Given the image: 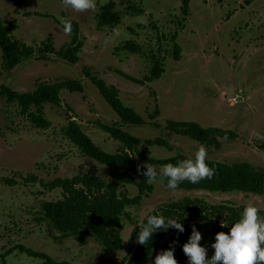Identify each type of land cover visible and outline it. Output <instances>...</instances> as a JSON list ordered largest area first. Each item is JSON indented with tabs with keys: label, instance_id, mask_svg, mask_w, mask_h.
I'll use <instances>...</instances> for the list:
<instances>
[{
	"label": "rangeland",
	"instance_id": "1",
	"mask_svg": "<svg viewBox=\"0 0 264 264\" xmlns=\"http://www.w3.org/2000/svg\"><path fill=\"white\" fill-rule=\"evenodd\" d=\"M109 1L96 0L94 10L77 12L61 0H0V20L13 39L37 51L52 42L57 52L72 40L58 19L65 13L66 19L79 23L84 43L77 65L37 53L10 74L2 69L0 49V87L5 84L26 93L41 83L74 79L85 88L83 94L63 90L61 106L45 105L44 119L50 123L45 129L36 128L18 105L8 104L0 96V264L43 263L20 247L49 255L56 262L124 264L132 254V231L157 207L184 198H200L210 204L229 202L237 207L252 203L264 212V195L173 191L157 182L141 206L128 209L131 220L124 222L123 250L111 254L88 235L85 245L74 238L61 240L51 224L42 220L41 204L62 198V190L48 191L42 182L91 174L115 184L110 177L113 168L84 156L68 139L65 130L71 119L110 154L122 144L97 121L120 124L141 139L140 152L156 160L178 155L194 158L199 148L192 139L169 131L168 121L232 131L237 139H219L216 146L207 148V160L246 162L264 169V0H188L186 7L184 0H113L121 24L116 29L98 27L97 15ZM127 42L138 45L140 53L125 51L122 47ZM157 61L164 73L152 83L140 86L126 78L143 80ZM84 68L117 87L122 102L145 124L124 125L82 74ZM155 113L158 116L152 118ZM156 139L167 141L171 148L149 144ZM155 167L159 173L161 166ZM119 190L129 197L138 195L134 185H121ZM212 244L206 246L209 259L214 255ZM160 252L149 264H154ZM175 258L178 264H189Z\"/></svg>",
	"mask_w": 264,
	"mask_h": 264
},
{
	"label": "trees",
	"instance_id": "2",
	"mask_svg": "<svg viewBox=\"0 0 264 264\" xmlns=\"http://www.w3.org/2000/svg\"><path fill=\"white\" fill-rule=\"evenodd\" d=\"M62 1V0H61ZM188 0H184L185 7ZM138 13L144 11L136 10ZM185 13L187 10L185 9ZM66 18L65 13H63ZM98 27L116 29L121 24V17L116 11V3L110 0L97 15ZM72 40L62 46L57 52L52 42L46 43L44 48L38 51L33 46L21 43L13 39L10 30L0 20V49L2 51V69L12 73L25 61L40 53L43 58L57 56L72 65L79 63V54L84 46L81 40V28L79 23L71 20ZM62 25V24H61ZM64 28V26L62 25ZM173 39H176L174 36ZM175 58L178 60V45L175 46ZM130 54L138 55L140 47L133 42H127L122 47ZM164 73L160 62H156L150 75L143 80L126 77L134 83L145 86L159 79ZM91 83L96 86L105 101L121 119L124 125H144V119L132 108L126 106L117 87L107 84L96 73L88 68L82 70ZM67 90L71 93H84V84L79 80L66 79L55 83H41L32 92L22 93L13 90L8 85H1L0 96L8 104H16L23 115L27 116L31 123L39 129H45L50 123L44 119L46 104L61 106V92ZM158 113L151 115L152 118ZM102 130L109 133L113 139L119 141L122 147L110 154L97 147L92 139L82 130L81 125L72 119L65 130L68 139L78 147L81 153L104 166L113 168L110 177L115 184L107 183L91 174H80L73 178L55 179L42 186L48 191L62 190V198L53 202L41 204L43 219L60 234L59 239L74 238L81 245L86 244L84 236H91L96 243L107 253L122 251L124 239L122 230L125 219L130 221L128 209L142 205L144 198L154 191V186L148 184L142 175L146 169L145 163L154 166H162L167 163H177L185 159H194L186 155H178L167 160H156L145 157L139 150L141 139H138L122 129L120 124L107 125L97 121ZM167 129L177 135L188 137L196 143L203 144L206 149L218 144L219 139L234 140L237 135L232 131L219 128H203L195 122L168 121ZM151 145L166 146L170 144L163 139L149 142ZM264 150V143L261 145ZM210 167L215 170V175L210 179H203L193 184L188 181L180 183L177 190L184 191H208L211 193H234L264 195V169L256 168L250 163L240 162L228 164L224 162L207 160ZM139 167V171H138ZM37 180V179H36ZM10 182V181H8ZM167 185V180L164 181ZM121 185H134L138 189V195L129 197L119 190ZM244 207H237L229 202L210 204L200 198H184L162 204L151 211L143 220L140 227L146 224L149 216L161 215L168 219H175L182 223L185 231L178 232L174 228H161L156 230L152 239L146 245L138 243L140 227L131 233L129 245L132 250L130 257L124 260V264H149L154 254L161 250L175 249V256L185 261L188 258L183 253V245L189 240L192 227L195 226L202 234L201 246H208L215 242L217 233L223 231L230 233L231 226L241 218ZM264 217V212H260ZM225 227L222 228L221 224ZM21 251L30 257L43 260L42 264H69L56 262L49 255L37 253L31 249L20 247Z\"/></svg>",
	"mask_w": 264,
	"mask_h": 264
},
{
	"label": "clouds",
	"instance_id": "3",
	"mask_svg": "<svg viewBox=\"0 0 264 264\" xmlns=\"http://www.w3.org/2000/svg\"><path fill=\"white\" fill-rule=\"evenodd\" d=\"M62 3L77 12L94 10L96 7V0H62ZM58 19L64 26L65 33L70 34L71 20L64 17ZM207 158V149L200 144L194 159L164 164L159 173L154 165L146 163L142 165L146 169L142 175L148 184L164 183L167 180V187L175 191L183 181L196 184L215 175ZM221 227L224 228L225 224L222 223ZM161 228H174L180 233L185 231L183 224L175 219H168L166 222L163 216L152 215L140 227L138 243L146 245L156 230ZM202 239L201 232L193 226L189 240L183 245V253L189 264H264V217L260 215L259 207L252 203L244 207L241 218L231 226L230 233L221 231L216 234L215 243L211 245L214 255L210 259L207 248L201 246ZM174 252L175 249L171 246L169 250L161 251L156 255L154 264H178Z\"/></svg>",
	"mask_w": 264,
	"mask_h": 264
}]
</instances>
